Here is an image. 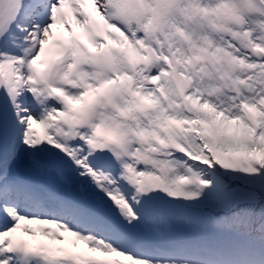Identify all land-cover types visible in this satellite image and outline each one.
<instances>
[{"label":"snow or ice","instance_id":"obj_1","mask_svg":"<svg viewBox=\"0 0 264 264\" xmlns=\"http://www.w3.org/2000/svg\"><path fill=\"white\" fill-rule=\"evenodd\" d=\"M0 264H264V0H0Z\"/></svg>","mask_w":264,"mask_h":264}]
</instances>
